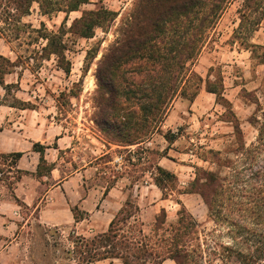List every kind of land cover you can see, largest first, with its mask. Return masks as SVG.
Returning <instances> with one entry per match:
<instances>
[{
    "label": "rangeland",
    "instance_id": "rangeland-1",
    "mask_svg": "<svg viewBox=\"0 0 264 264\" xmlns=\"http://www.w3.org/2000/svg\"><path fill=\"white\" fill-rule=\"evenodd\" d=\"M142 4V0H90L81 10L70 13L67 27L85 9L105 6L118 15L109 28H98L93 37L65 35L67 60L64 63L59 62L56 55L42 58V47L47 41L35 31L42 29L45 32L43 24L49 31H59L65 20L64 12L43 15L35 4L31 14L22 19V23L31 25L25 32L0 37V54L18 63L12 68L13 72L5 76L6 83L15 84L8 90L0 84V101L18 107L25 102L35 107L71 137L72 147L67 152H60V167L64 175L76 169L89 168L85 174L91 180L100 177L110 183L122 176H129L132 182H145L155 176V164L165 148L161 149L168 145L163 132L150 135L139 146L120 145L106 135L100 123L103 117L101 108L104 106L97 76L100 60L111 45L126 34ZM241 7L242 1L234 0L216 25L207 30L205 45L194 66L205 79L209 73H212V79L217 75L223 77L225 100L208 93L203 85L194 100L179 96L170 110L176 107L179 113L177 119L180 123L172 128L179 133V138L172 146L173 150L165 151L169 157L179 159L187 166L185 176L181 177H190L191 183L183 185L180 180L176 182L175 190L168 191L169 206L180 199L182 192L198 191L200 182L204 181L202 168L220 170L212 163L214 159L210 150L220 151L224 158L240 160L242 155L237 151L244 145L250 146L258 137L259 131L251 121L257 116L260 119L264 112V17L258 30L244 29L237 34ZM92 49L97 50L96 57L88 59ZM68 67L70 72L66 70ZM140 76L136 74V77ZM258 100L260 105L256 103ZM151 140H154L153 144H148ZM118 156H123L121 162L115 161ZM242 161H238L239 169L251 167L243 169L246 175H250L264 169V152L257 162L249 163L250 166ZM228 172L229 168H222V175ZM250 183L259 185L264 183V178L259 182L252 179ZM243 186L240 184V187ZM247 187L250 186L247 184ZM239 194L235 196L234 204L231 202L232 205L227 206L229 221H215L203 197L189 200L191 211L186 209L193 213L196 223L187 242L191 259L185 264H241L236 250H264V199L260 201L259 220L244 210V206L235 204L242 199L248 203L246 192ZM172 207L178 215L171 216L170 220L166 217V223L160 230H157V220L147 218L146 221L152 220V223L145 225L140 214L121 222L118 226L122 228L120 233L127 236L134 233L137 240L145 234L150 243L170 240L174 227L179 223L178 212L182 206ZM127 209L134 211L131 207ZM31 212L24 209L26 219ZM78 213L81 214V211ZM35 214L21 231L19 244L0 256V264H97L100 257L87 251L85 239L90 241L99 234L86 237L71 230L65 232L64 229L45 227L33 221ZM240 224L248 225L255 235L239 232ZM140 228L143 234H139ZM106 249L110 248L99 247L98 252L104 253ZM161 259L156 261L161 262ZM132 262L136 264L133 257ZM259 264H264V260Z\"/></svg>",
    "mask_w": 264,
    "mask_h": 264
},
{
    "label": "trees",
    "instance_id": "trees-1",
    "mask_svg": "<svg viewBox=\"0 0 264 264\" xmlns=\"http://www.w3.org/2000/svg\"><path fill=\"white\" fill-rule=\"evenodd\" d=\"M233 1L142 0L139 12L133 17V24L122 38L111 45L99 63L97 76L104 100L100 123L106 135L120 145H136L145 142L156 132H163L165 138L172 143L178 135L171 130L164 131L162 126L179 96L194 100L205 85L208 92L215 93L218 99L225 100L223 77L217 75L212 79V73H209L205 79L194 66L205 45V33L216 25ZM241 1V22L236 33H242L244 29L258 30L264 17V0ZM88 3L90 0H0V37L21 35L25 32L31 25L22 23V19L31 14L35 4H38L43 15L64 12L65 20L59 31H49L45 24V32L42 29L35 30L47 41L42 47V58L56 55L59 62L64 63L67 60L65 35L71 33L90 38L98 28H109L117 18V12L105 6L85 9L82 15L76 17L71 26L67 27L70 13L81 10V7ZM96 54L97 50L92 49L87 58H95ZM15 66H18L17 61L0 54V84L7 90L15 83H6L5 76L12 73ZM70 67L66 69L69 72ZM136 74L141 76L136 77ZM256 103L260 105L259 100ZM22 104V108L35 109L25 102ZM251 122L259 131L258 137L250 146L244 145L237 151L242 155V163L248 165L257 162L264 152V112L260 119L257 116ZM34 149L41 154L37 175L43 176L50 172L54 164H49L45 159V145L35 143ZM209 152L213 155L212 163L218 165L220 170L216 172L202 168L204 181L200 182L198 191L189 192H198L203 197L215 221H229L227 206L230 207L231 202L234 204L233 200L235 196L240 195L239 192H246L248 203L242 199L235 201V204L244 206V210L260 220L259 207L260 201L264 199V183L253 185L250 181L254 179L259 182L264 178V169L246 175L243 169L249 170L251 167L239 169L240 160L224 158L220 151ZM23 154L21 151L0 153V184L6 183L12 191L23 175V171L18 168ZM222 168H229V172L222 175ZM155 170V183L162 189L164 196L168 197V191L175 190L178 176L158 164L155 165ZM240 184L244 186L240 187ZM247 184L250 187H247ZM13 196L19 200L16 195ZM127 207L134 208V211L128 210ZM139 210L138 205L128 201L111 222L107 232L90 241L85 239L87 251L96 253L100 257L98 260L108 257L120 258L123 264H134L132 257L136 264H163L167 258L174 259L177 264H185L191 259L187 242L196 221L185 206L178 212L179 223L173 229L172 238L155 243L145 239L147 235L143 234L141 228L138 231L144 237L140 240H137L134 233L131 236L120 233V223L136 217ZM75 217L79 220L83 218V214L75 211ZM166 217V210L157 216V230L166 223ZM238 226L241 230L239 232L255 235L248 225ZM99 247L110 249L99 253ZM235 252L241 264H259L264 260V250L261 248L250 252L239 249ZM150 258L151 261H148ZM159 258H162L161 262L156 261Z\"/></svg>",
    "mask_w": 264,
    "mask_h": 264
},
{
    "label": "crops",
    "instance_id": "crops-1",
    "mask_svg": "<svg viewBox=\"0 0 264 264\" xmlns=\"http://www.w3.org/2000/svg\"><path fill=\"white\" fill-rule=\"evenodd\" d=\"M22 107L6 102L0 104V153H24L18 162V168L23 171V175L14 191L6 183L0 184V256L19 244L21 231L29 225V220L35 213L33 221L40 225L64 229L65 232L71 230L76 235L89 237L107 232L111 222L128 201L139 206L137 215L141 214L145 225H148L152 220L146 221L147 218L157 220L158 214L163 210H166L170 220L171 216L177 214L172 206H185L191 211L189 200L201 196L196 192L184 191L180 194V199L174 201L176 204L173 202L169 206V197L164 196L154 178L145 182H132L129 176H122L110 183L100 177L91 180L85 174L89 168L76 169L64 175L60 167V152H67L72 147L71 137L57 124L45 118L38 109ZM177 116L179 113L174 107L163 123V130L166 127V131L176 133L172 128L180 123ZM176 134L177 139L170 143L162 133L168 145L161 150H173L172 146L179 138V133ZM153 142L151 140L148 144ZM35 143L46 146L45 159L49 164H54L50 172L43 176L37 175L41 154L35 151ZM165 150L156 164L174 172L183 185L190 184V177H181L185 176L187 166L179 162V159L169 157ZM24 209L32 211L27 219L23 215ZM75 211H81L83 218L77 220ZM121 260L108 257L97 260L96 263L123 264ZM163 264L177 262L167 258Z\"/></svg>",
    "mask_w": 264,
    "mask_h": 264
},
{
    "label": "built area",
    "instance_id": "built-area-1",
    "mask_svg": "<svg viewBox=\"0 0 264 264\" xmlns=\"http://www.w3.org/2000/svg\"><path fill=\"white\" fill-rule=\"evenodd\" d=\"M122 160H123V156H118V157L115 159L116 162H121Z\"/></svg>",
    "mask_w": 264,
    "mask_h": 264
}]
</instances>
